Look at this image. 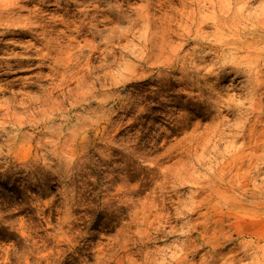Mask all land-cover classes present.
Segmentation results:
<instances>
[{
	"label": "rangeland",
	"instance_id": "374dc122",
	"mask_svg": "<svg viewBox=\"0 0 264 264\" xmlns=\"http://www.w3.org/2000/svg\"><path fill=\"white\" fill-rule=\"evenodd\" d=\"M0 264H264V0H0Z\"/></svg>",
	"mask_w": 264,
	"mask_h": 264
},
{
	"label": "bare ground",
	"instance_id": "6f19581e",
	"mask_svg": "<svg viewBox=\"0 0 264 264\" xmlns=\"http://www.w3.org/2000/svg\"><path fill=\"white\" fill-rule=\"evenodd\" d=\"M187 3V2H186ZM201 3V2H200ZM207 3V2H206ZM232 4V3H231ZM207 9V8H206ZM109 15V14H108ZM110 16V15H109ZM36 18V17H35ZM195 18V17H194ZM220 18V17H219ZM113 19V18H112ZM225 21V20H224ZM235 27V26H234ZM207 28V27H206ZM210 28V27H209ZM74 34V33H73ZM61 35V34H60ZM195 38V37H194ZM45 41V40H44ZM242 44V43H241ZM247 45V44H246ZM245 45V46H246ZM199 46V45H198ZM201 46V45H200ZM237 46H239V44H237ZM259 47V46H257ZM263 47V46H262ZM15 48V47H14ZM203 48V47H202ZM204 49V48H203ZM242 49V48H241ZM250 49V48H249ZM263 49V48H262ZM30 52V51H29ZM41 52V51H40ZM212 60V59H211ZM30 62V61H29ZM48 62V61H47ZM23 63V62H22ZM41 63V62H40ZM22 65V64H21ZM34 65V64H33ZM30 66V65H29ZM251 70V69H250ZM258 72V71H257ZM262 79V78H261ZM81 84V83H80Z\"/></svg>",
	"mask_w": 264,
	"mask_h": 264
}]
</instances>
